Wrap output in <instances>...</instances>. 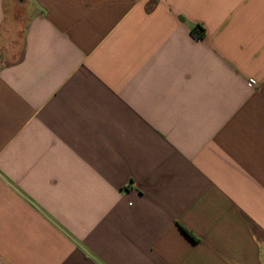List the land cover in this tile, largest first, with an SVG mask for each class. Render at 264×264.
Returning <instances> with one entry per match:
<instances>
[{"label":"crops","instance_id":"0c3cea01","mask_svg":"<svg viewBox=\"0 0 264 264\" xmlns=\"http://www.w3.org/2000/svg\"><path fill=\"white\" fill-rule=\"evenodd\" d=\"M0 264H264V0H0Z\"/></svg>","mask_w":264,"mask_h":264},{"label":"trees","instance_id":"16d2710c","mask_svg":"<svg viewBox=\"0 0 264 264\" xmlns=\"http://www.w3.org/2000/svg\"><path fill=\"white\" fill-rule=\"evenodd\" d=\"M192 32L199 38H203L206 35V29L201 24H196L192 28Z\"/></svg>","mask_w":264,"mask_h":264}]
</instances>
